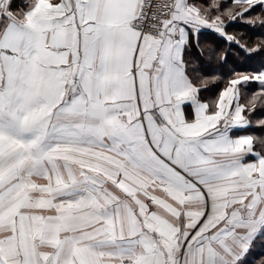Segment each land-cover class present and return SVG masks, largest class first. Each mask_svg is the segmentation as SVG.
Instances as JSON below:
<instances>
[{
  "label": "snow or ice",
  "instance_id": "snow-or-ice-1",
  "mask_svg": "<svg viewBox=\"0 0 264 264\" xmlns=\"http://www.w3.org/2000/svg\"><path fill=\"white\" fill-rule=\"evenodd\" d=\"M236 23L264 0H0V264H264V61L190 57L264 53Z\"/></svg>",
  "mask_w": 264,
  "mask_h": 264
},
{
  "label": "trees",
  "instance_id": "trees-1",
  "mask_svg": "<svg viewBox=\"0 0 264 264\" xmlns=\"http://www.w3.org/2000/svg\"><path fill=\"white\" fill-rule=\"evenodd\" d=\"M227 31L240 39L241 43L247 44L248 46H253L259 43L261 39H264V30L258 28L252 29L244 24H233L227 29ZM201 46L204 48L203 56L195 47H193L190 57L206 74L220 73L226 77L234 68L237 70L251 69L257 67L259 63L264 61V53L253 54L249 57L239 47L235 45L230 46L215 33L208 31L201 35ZM212 48L216 50L217 55L221 52H226L227 62L221 64L219 59L215 55L211 54L210 50ZM220 87H222V84L213 86L212 91L206 92L205 96L214 95ZM253 115L256 118H259L264 115V113L257 112ZM251 131L264 135V130L259 128H254ZM254 247L255 250L250 254V257H255L256 260H259L262 256H264V244L258 240Z\"/></svg>",
  "mask_w": 264,
  "mask_h": 264
},
{
  "label": "crops",
  "instance_id": "crops-1",
  "mask_svg": "<svg viewBox=\"0 0 264 264\" xmlns=\"http://www.w3.org/2000/svg\"><path fill=\"white\" fill-rule=\"evenodd\" d=\"M24 3H25V0H13V8L14 9L21 8L24 5Z\"/></svg>",
  "mask_w": 264,
  "mask_h": 264
}]
</instances>
